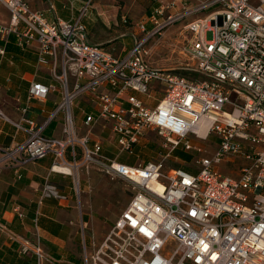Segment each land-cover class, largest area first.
I'll return each instance as SVG.
<instances>
[{
  "label": "built area",
  "instance_id": "obj_1",
  "mask_svg": "<svg viewBox=\"0 0 264 264\" xmlns=\"http://www.w3.org/2000/svg\"><path fill=\"white\" fill-rule=\"evenodd\" d=\"M93 4L84 0L75 20L51 21L28 0H0L10 13V23H0V38L15 33L21 45L24 38L37 41L39 62L51 65L65 90L51 115L63 112V136H45L23 108L22 119L13 123L17 128L28 123L30 135L6 156L25 163L51 155V170L68 176L73 173L57 168L96 164L130 182L133 198L93 254L84 245V264H264V0H207L191 9L188 0H159L138 25L142 36L123 56L88 41L83 20ZM203 12L185 24L189 37L182 47L192 61L186 69L201 79L153 66L148 43L171 24ZM5 53L0 45V55ZM154 83L164 95L153 108L138 94L151 97ZM51 88L33 82L29 98L41 99ZM84 94L93 97L98 114L87 116L88 133L79 135L73 105ZM100 120L111 124L120 153H133L152 130L171 151L199 149L191 134L214 136L217 147L212 156L196 160L197 171L167 170L163 161L126 164L103 153L100 142L91 143ZM203 121L208 127L200 131ZM232 157L245 160L236 176L217 169ZM45 198L68 200L49 179L40 202ZM0 231L36 264H61L39 236H21L2 222Z\"/></svg>",
  "mask_w": 264,
  "mask_h": 264
},
{
  "label": "crops",
  "instance_id": "obj_2",
  "mask_svg": "<svg viewBox=\"0 0 264 264\" xmlns=\"http://www.w3.org/2000/svg\"><path fill=\"white\" fill-rule=\"evenodd\" d=\"M83 1L28 0V3L33 10L43 12L47 19L52 21L77 19ZM125 1L127 2L124 8H139L146 5V16L136 22L137 26L146 22L156 5H159V0ZM188 4L191 6V0H188ZM123 10L118 5V0H94L90 15L83 20L88 32V41L102 46L117 41L122 46V53L130 50L141 32L137 27L135 31L118 33V18H121L123 23L127 21ZM0 23L4 25L10 23V13L3 6H0ZM23 40L25 42L21 45L15 33H11L5 39L0 38V45L4 46L6 51L4 55H0V110L4 114L0 116V222L8 225L21 236L30 239L39 236L44 249L60 260L61 264H84L81 252L83 240L80 238L78 207L74 204L76 200H74L73 180L68 175L51 170L53 164L51 155L25 163L20 156L15 158L6 156L8 149L25 142L30 135L28 123L23 122V128H17L13 123L22 119L23 108H27L26 116L35 121L45 136H63V112H59L56 118H51V115L60 104L65 90L61 82L52 76L51 65L39 62L38 42L28 41L26 38ZM60 68L61 65L59 70ZM33 82L53 88L41 99H30L29 89ZM103 90L111 89L103 88ZM162 95H164L162 87L158 83L151 86V97L147 96L144 99L141 97L144 95L138 94L148 106L153 108ZM153 98L157 100L154 106L151 103ZM73 114L79 135L87 134L85 119L88 115L98 114V107L93 97L89 94L80 96L73 105ZM84 128H87L86 132L81 133ZM90 136H92L91 143L102 144L103 153L108 147H113L115 150L117 148L118 151L116 137L108 121L100 120L96 123ZM123 154L118 152L116 155L112 154L115 155L114 157L108 156L119 162L131 164L119 160ZM68 157L71 158L70 155ZM180 168L190 170V165L183 160ZM108 177L114 183L124 182L122 178ZM47 179L68 196L67 201L45 198L40 202L42 187ZM24 262L36 264L34 256L20 255L19 244L11 242L0 231V264H25Z\"/></svg>",
  "mask_w": 264,
  "mask_h": 264
},
{
  "label": "rangeland",
  "instance_id": "obj_3",
  "mask_svg": "<svg viewBox=\"0 0 264 264\" xmlns=\"http://www.w3.org/2000/svg\"><path fill=\"white\" fill-rule=\"evenodd\" d=\"M205 1L207 0H191L192 4L188 7L191 9L196 7L199 2ZM126 2L125 0H118V5L122 7V10L124 9L123 13L126 15L127 19L126 23H123L121 21L122 19L118 18L119 25L117 29L119 34H122L121 32L123 31H135L137 27L139 28L136 22L145 18L147 12L146 5H142L139 8H124ZM205 14L206 12H203L175 22L164 29L161 35L152 39L147 46L152 49L149 58L153 66L155 65V67L163 69L170 68L173 72L190 79H201L194 71L186 69L188 63L192 61L182 53V47L185 38L189 37V34L184 30V24L198 16L202 17ZM141 34L142 33H140V36H142ZM207 38H212L211 32L207 33ZM110 45L112 46L110 47ZM104 46L115 56H123L126 52L122 53V46L117 41L104 44ZM141 97L144 99L147 98L146 95ZM158 97H160V95ZM156 102L157 100H154V98L151 100L153 106ZM86 127L88 128V126ZM87 128H84V130L80 132H86ZM145 137L146 139H143L135 148L133 154L124 153L119 160L135 165L140 163L145 164L150 161H163L167 170L180 168L183 159L174 155V152H171L170 146L165 145L163 136L152 130L148 131ZM189 137L199 149L188 151L192 159L189 162L187 160L185 161L189 163L191 171H197L198 164L196 160L205 156H212L217 147V139L214 136L208 139H199L194 134H191ZM106 149L107 151H105V153L109 156H112L113 153L115 155L118 153L117 148L116 150L115 148L113 149V147H108ZM79 151L81 152L82 158V150L79 149ZM244 163L245 160L243 158L232 157L231 160H225L220 163L217 169L223 174L236 176ZM108 176L109 175L96 164H91L89 166L81 164L73 174L69 176L73 180L72 184L74 185V200H76L74 204L78 207V220L81 225L80 238L83 240L81 247L83 257L85 250L84 245H86L88 253L93 254L104 236L109 232L110 228L113 227L116 219H118L133 198L134 191L131 189L130 182L123 179L124 182L122 183H114L110 181Z\"/></svg>",
  "mask_w": 264,
  "mask_h": 264
},
{
  "label": "trees",
  "instance_id": "obj_4",
  "mask_svg": "<svg viewBox=\"0 0 264 264\" xmlns=\"http://www.w3.org/2000/svg\"><path fill=\"white\" fill-rule=\"evenodd\" d=\"M171 152L172 153L174 152V155L182 158L183 160H187L188 162L192 159L191 154L185 152L182 147H177V148L173 149ZM77 158L78 159L81 158V152L80 151H78ZM188 171H191V170H188ZM24 263L26 264V262H24Z\"/></svg>",
  "mask_w": 264,
  "mask_h": 264
},
{
  "label": "bare ground",
  "instance_id": "obj_5",
  "mask_svg": "<svg viewBox=\"0 0 264 264\" xmlns=\"http://www.w3.org/2000/svg\"><path fill=\"white\" fill-rule=\"evenodd\" d=\"M207 127H208V122L207 121H203L202 124L200 125L199 130L200 131H205ZM69 169L68 168L67 169H65V168H57V170H62V171H65V172H72L73 173L75 171V170H72L71 168H69Z\"/></svg>",
  "mask_w": 264,
  "mask_h": 264
}]
</instances>
